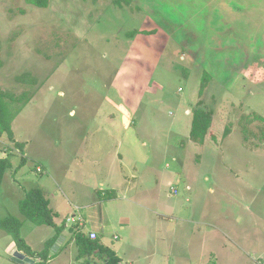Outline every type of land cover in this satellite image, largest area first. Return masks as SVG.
<instances>
[{"label":"rangeland","instance_id":"1","mask_svg":"<svg viewBox=\"0 0 264 264\" xmlns=\"http://www.w3.org/2000/svg\"><path fill=\"white\" fill-rule=\"evenodd\" d=\"M141 14L124 0H48L45 9L26 0H0V89L14 96L26 92L31 99L16 119V137L19 142L29 141L27 155L42 158L45 170L60 185L49 189L56 194L53 209L66 218L75 213L72 206H94L101 199V193L91 195L92 189L105 193L113 189L104 177L118 172L117 147L107 132L99 131L109 111L120 116L119 108L126 110V105L140 102L139 113L151 117L152 125L183 119L167 133V160L152 150L134 149L133 159L124 165L126 174L136 175L153 200L143 206L154 216L166 214L159 200L176 199L181 205L182 214L174 216L175 225L183 228L182 240H174L169 263L264 264V142L258 139L263 125L242 121L253 114L264 118V51L251 54L238 72L234 70L232 83L233 69L218 67L223 65L218 61L221 55L208 53L221 43L220 38L202 32L206 19H194L181 21L194 26L191 40L184 36L185 30L168 39L146 40L131 54L134 58L125 61L131 43L128 35L142 24ZM160 28L167 30V23ZM195 40L205 50L200 53L205 64L193 57ZM208 55L214 62L206 59ZM205 73L212 77L199 94ZM23 74L34 83L18 82L16 78ZM199 101L213 113L202 145L189 138L191 111ZM242 125L255 134L247 142ZM225 128L229 134L223 137ZM39 143H44V149ZM90 159L91 172L85 168ZM32 172L34 180L46 176ZM89 172L92 179L87 178ZM77 178L87 192L79 195L80 203L69 194ZM2 195L0 189V207L14 216L13 199L4 205ZM119 199L105 206L110 218L142 219L144 209L123 205ZM38 231L46 237L51 228ZM157 250L162 255L167 252L163 247ZM76 253L66 256L65 263L77 264Z\"/></svg>","mask_w":264,"mask_h":264},{"label":"crops","instance_id":"2","mask_svg":"<svg viewBox=\"0 0 264 264\" xmlns=\"http://www.w3.org/2000/svg\"><path fill=\"white\" fill-rule=\"evenodd\" d=\"M124 1L126 5L135 10L137 15L140 16L141 13H143L141 15H144V17L141 16V21H143L142 24L140 23V27L134 31L137 32V34L134 38L130 39V48L127 51L129 55L125 61H128L130 56L134 58L131 54L137 51L139 45L146 40L149 42H156L159 36L167 37L168 39L174 35H178V33L183 30L186 31V33H183L184 36L191 40L193 38L190 36L193 33L191 27L194 26L181 21L194 19H206V27H203L204 31L202 32H206L210 37H213V35L215 38L219 37L220 39L218 42L221 41V43L225 45V47H223L221 43H217V46L211 51H208V53H211L212 57L217 53L221 55L218 61H223V65H217L218 67L224 66L226 69H233L229 74L230 80L235 76L234 70L238 72L249 60L251 54L264 51V0ZM158 21L167 23V30L160 28L161 24L164 23H159ZM188 29H191L189 33ZM144 32L151 34L144 35L142 34ZM187 35H189V37ZM203 37L206 41H209L207 39L209 36L206 37L204 35ZM192 43L196 46L193 51V57L196 59V62L205 64L203 63L205 60L200 57V53H203L205 50H202L197 40ZM206 59L213 61V59L209 58V55ZM233 62H235L234 65ZM216 64L217 63L214 64L213 68H215ZM234 66L237 69H235ZM206 68H209V66L206 65ZM210 76L212 77V75ZM233 81L236 82L234 79ZM233 81L232 83H234ZM124 103L125 101L121 95V104ZM139 107L140 102H136L131 106L126 105V110L119 108L121 109V111H119L120 116L113 113V110L106 114V125L105 127H101L99 131L107 132L108 138L115 141L117 147L115 153L117 154L116 167L118 172L115 174L112 173L113 176H109L110 178L104 177L108 181H111L113 189H110V193H105L103 190L92 189L91 195L98 196L97 194L101 193V199H98L99 201H97L94 206H90V204L85 206H72L75 213H72L69 217L66 216V218L61 216L60 212L53 209L52 198L56 194H53L52 190L49 189L52 188V185L55 186L56 189H60V185L56 182L55 178L49 176L48 171L45 170V161L42 158L39 156L32 158L27 155V149L29 148L27 143H29V141L19 142L16 137L15 122L18 115L25 110V107L11 124L14 140L24 145L23 157L26 159V164L22 168H18L21 160L19 151L14 147L8 146L9 143L11 145L14 144L4 137L0 138V159L5 158L6 154L10 155L9 159L11 163V168L5 172L0 186V189L3 190L2 200H4L3 203L5 205L7 200L10 198L13 199V204L16 205L14 217L23 221L20 237L24 240L25 244L32 251L40 252L43 250L45 243L55 234L54 229L51 228V232L48 233V236L43 237L38 231L39 227L43 226H36L29 221H25L20 215L17 207L18 203L24 198L26 192L31 189L39 188L42 190L45 197L50 201V208L58 216L54 220L55 224L57 226H63L62 233L53 245L50 251V258L46 264H71L65 263L66 259L64 258L66 256L70 257L74 252H77L75 257H78L79 249L73 237L74 232L82 234L87 240H89L87 238L89 233H96V241L104 248L113 251L120 260L119 264H170L168 254L171 253L174 240H182L180 234L183 228L175 225L176 218L174 216L175 214H182L180 211L181 205H179V201H176V199L167 201L166 198L165 202L159 200V202L164 203L163 212H166V214L156 213L155 216H157V219H155L152 212H149L150 209L148 206H143V203H149L153 200L149 197L148 192L142 189L141 184L136 181V175L129 176L126 174L124 165L125 161H131L133 159L134 149H138V151L146 149L152 150L153 154H157L156 156L162 157L163 160H167V133H171L173 130L177 129L183 119L174 120L173 122L167 120L152 125V118L149 117L146 119L144 116L145 114H140ZM185 110L184 115L187 117L189 109L187 108ZM191 122L192 115L191 120H189L190 127ZM38 146L40 149H44V143H39ZM126 148H128V150H126ZM129 149L131 150L129 151ZM29 165H32L31 169H28ZM85 165V168L89 169L91 172L94 162L92 159L86 160ZM37 169L40 172L36 171ZM31 170L37 175L46 174V176L38 179L35 178L34 180ZM90 172L89 175H87L88 179L93 178ZM164 174L165 175L162 176L167 177V171ZM30 179H33V183L30 182ZM79 179L80 178L75 179L77 181L70 184L69 191L70 196L74 202L77 203H80L79 195L85 196L87 194L85 185H82ZM32 184L33 186L30 188ZM127 194H132L134 196L133 200H128ZM118 197H120V199ZM118 199L123 205L126 204L144 209L142 219L131 221L126 217H122L119 220L110 218L105 211V206H108V203L117 201ZM93 201L95 200L93 199ZM68 204L71 203L67 202V205ZM83 208L85 209L84 213L81 212ZM6 211L7 207L6 210H4V207H0V219L9 216ZM166 218L167 222L163 221ZM181 221L187 223L188 219H183ZM119 233H121V236ZM1 237L3 238L1 240L3 241V246L2 250H0V264H16L11 261V256L8 253L14 242L4 232L0 231V238ZM144 245H146V250H143ZM160 247H163L164 250L167 249V252L162 255L161 252L157 250ZM151 249L158 251L157 254H154V251L150 252ZM33 260L35 264H39V260ZM76 263L105 264L106 258L98 251H94L88 256L80 257Z\"/></svg>","mask_w":264,"mask_h":264},{"label":"trees","instance_id":"3","mask_svg":"<svg viewBox=\"0 0 264 264\" xmlns=\"http://www.w3.org/2000/svg\"><path fill=\"white\" fill-rule=\"evenodd\" d=\"M26 3L40 9H45L48 6V0H26ZM136 34L137 32H131L128 35V38L132 39ZM142 34L150 35L151 33L144 32ZM16 79L18 82L22 83H34V80H32L27 74L20 75ZM209 80L210 76L205 73L201 82L199 94L203 93ZM30 102V96L26 92L19 96H14L9 92L0 89V138L4 137L9 142L13 143L19 150L21 155V160L18 166L19 169L26 164V159L23 157L24 145L17 143L14 140L11 124L20 111ZM212 114V111L203 108L202 101L197 103V107L192 111V122L189 133V138L193 143L199 145L204 143V139L211 125ZM242 121L249 124L254 122L261 123L263 127H261L262 130L260 129L259 131L258 139L259 141L264 142L263 117L256 114H253L252 117L246 115L243 117ZM241 131L245 142H247L251 137H255V134L251 133V130L248 129L246 125L241 126ZM228 134L229 129L225 128L223 137H226ZM9 156L10 155H7L5 158L0 159V186L5 172L11 168ZM18 210L25 221H29L36 226H47L54 229V236L45 243L43 250L40 252H34L25 244L24 240L20 237V230L23 225V221L14 216H8L0 219V231L4 232L12 239L19 252H22L29 258L39 260V264H46L50 258V251L55 242L59 239L63 230V226H57L54 222L57 214L50 208V201L45 197L44 193L39 188H34L26 192L24 198L18 203ZM73 237L79 249V257L88 256L94 251H98L106 258L105 264L120 263L119 258L113 251L104 248L97 241L87 240L82 234L76 232L73 233Z\"/></svg>","mask_w":264,"mask_h":264},{"label":"water","instance_id":"4","mask_svg":"<svg viewBox=\"0 0 264 264\" xmlns=\"http://www.w3.org/2000/svg\"><path fill=\"white\" fill-rule=\"evenodd\" d=\"M9 255L11 256V261L16 264H35V261L22 253H19L13 243L9 250Z\"/></svg>","mask_w":264,"mask_h":264},{"label":"built area","instance_id":"5","mask_svg":"<svg viewBox=\"0 0 264 264\" xmlns=\"http://www.w3.org/2000/svg\"><path fill=\"white\" fill-rule=\"evenodd\" d=\"M87 238H88L90 241H96V239H97V235H96V233L91 232V233H89V235L87 236Z\"/></svg>","mask_w":264,"mask_h":264}]
</instances>
